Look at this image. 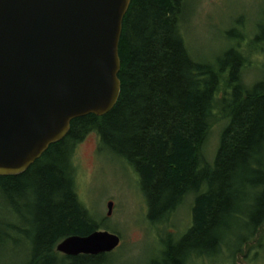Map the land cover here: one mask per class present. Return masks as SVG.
Masks as SVG:
<instances>
[{"label": "trees", "instance_id": "obj_1", "mask_svg": "<svg viewBox=\"0 0 264 264\" xmlns=\"http://www.w3.org/2000/svg\"><path fill=\"white\" fill-rule=\"evenodd\" d=\"M191 15L189 0H131L119 45L115 107L102 117L73 120L67 136L26 172L0 177V264L122 263L118 253L56 252L68 237L111 232L106 219L86 209L77 189L75 151L90 133L99 139V152L124 160L138 175L149 225L165 223L191 199L186 233L158 241L164 249L155 264H191L216 256L230 240L242 246L259 234L264 79L243 83L249 62L235 46L213 62L197 59L184 33ZM252 39L264 56V36ZM219 119L225 126L208 161L206 144ZM260 237L250 251L264 245Z\"/></svg>", "mask_w": 264, "mask_h": 264}, {"label": "water", "instance_id": "obj_2", "mask_svg": "<svg viewBox=\"0 0 264 264\" xmlns=\"http://www.w3.org/2000/svg\"><path fill=\"white\" fill-rule=\"evenodd\" d=\"M131 0H0V177L26 172L73 120L116 105L119 45ZM110 217L113 203L107 204ZM98 230L56 247L67 257L111 254Z\"/></svg>", "mask_w": 264, "mask_h": 264}, {"label": "rangeland", "instance_id": "obj_3", "mask_svg": "<svg viewBox=\"0 0 264 264\" xmlns=\"http://www.w3.org/2000/svg\"><path fill=\"white\" fill-rule=\"evenodd\" d=\"M189 3L192 15L185 22L184 33L192 54L213 62L235 46L249 62L242 72L243 83L249 86L264 79L263 53L253 49L251 43L253 36L259 33L264 36V0H189ZM224 126L222 119L212 126L205 148L208 161L217 151ZM74 164L80 200L97 219H106L110 231L121 238L120 247L113 252L119 254L121 264H155L164 249L158 241L167 239L168 234L186 233L191 199L165 223L149 225L148 199L138 175L124 160L106 150L99 152L95 133L78 144ZM109 202L113 203L110 217L107 216ZM237 232L240 237L246 235V231ZM260 236H264V225L246 244L241 246L230 240L216 256L195 258L191 264H264V245L250 251Z\"/></svg>", "mask_w": 264, "mask_h": 264}]
</instances>
